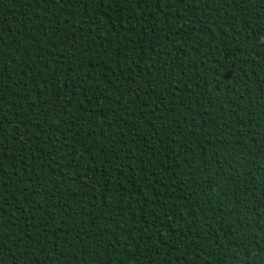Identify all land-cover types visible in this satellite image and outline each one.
I'll use <instances>...</instances> for the list:
<instances>
[{
  "label": "trees",
  "instance_id": "16d2710c",
  "mask_svg": "<svg viewBox=\"0 0 264 264\" xmlns=\"http://www.w3.org/2000/svg\"><path fill=\"white\" fill-rule=\"evenodd\" d=\"M0 264H264V0H0Z\"/></svg>",
  "mask_w": 264,
  "mask_h": 264
},
{
  "label": "snow or ice",
  "instance_id": "6c2138e0",
  "mask_svg": "<svg viewBox=\"0 0 264 264\" xmlns=\"http://www.w3.org/2000/svg\"><path fill=\"white\" fill-rule=\"evenodd\" d=\"M0 74H2V73H0Z\"/></svg>",
  "mask_w": 264,
  "mask_h": 264
}]
</instances>
